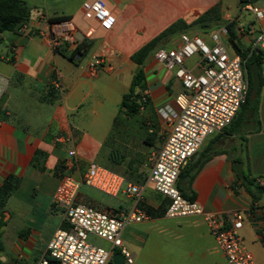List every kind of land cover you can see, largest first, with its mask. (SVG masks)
Listing matches in <instances>:
<instances>
[{
    "label": "crops",
    "instance_id": "obj_1",
    "mask_svg": "<svg viewBox=\"0 0 264 264\" xmlns=\"http://www.w3.org/2000/svg\"><path fill=\"white\" fill-rule=\"evenodd\" d=\"M23 1L30 8L27 23L16 33H0V74L7 79L0 97V186L8 176L15 179L0 207V264H40L43 258L47 264H58L47 256L46 247L53 232L66 227L54 193L68 151L75 153L68 173L76 180L93 162L126 182L138 183L143 177L144 183L169 130L157 109L173 106L181 90L172 71L149 56L158 48L174 46L181 33L198 34L210 42L209 33L231 21L239 44L248 47L264 20L242 18L239 0L237 4L233 0H101L115 17L114 25L105 30L93 18H84L81 5L72 0ZM215 5L219 7V25L202 30L190 24ZM60 17L76 27L77 44L83 40L87 45L73 60L67 55L77 45L63 48L62 54L53 50L41 33L46 22ZM178 19L190 25L169 36L143 64L146 89L142 94L147 102L133 115L119 110L121 97L139 66L131 54ZM224 42L229 53L234 52L227 35ZM97 54L104 55L105 62L96 75H89L87 62ZM197 58L186 59L184 66L198 72L194 67ZM54 79L58 89L51 83ZM257 114L258 129L248 127L245 141L239 140L238 134L222 131L205 139L198 151L208 147L215 153L194 173L186 192L204 212L221 216L243 213L239 235L255 264H264V224L259 222L264 210L263 90ZM105 146L115 157L109 153L106 160L97 158ZM234 161L242 163V172L261 180L263 189L256 198L237 180ZM93 190L81 184L76 200L104 211L126 210L134 203L124 194L103 198ZM166 202L149 182L145 184L138 205L148 210L150 217L121 231L123 244L131 251L130 264H136L135 257H139L137 264H226L202 217H165ZM90 237L91 243L109 247L107 241Z\"/></svg>",
    "mask_w": 264,
    "mask_h": 264
},
{
    "label": "built area",
    "instance_id": "obj_2",
    "mask_svg": "<svg viewBox=\"0 0 264 264\" xmlns=\"http://www.w3.org/2000/svg\"><path fill=\"white\" fill-rule=\"evenodd\" d=\"M239 2L257 21L264 20V10L252 0ZM81 10L84 18H93L102 29L108 30L115 23V17L101 0H85ZM41 33L53 50L74 48L78 42L76 27L68 19L46 22ZM226 35L225 26L209 33L210 42L198 34L181 33L174 46L153 52V59L172 71L181 90L175 95L173 106L166 104L157 109L169 130L163 145L154 154L144 183L126 182L121 175L93 162L88 164L81 179L76 180L68 173L75 153L68 151V158L63 162L64 173L54 193V202L62 210L66 227L56 229L50 237L46 247L50 259L58 264H107L112 253L119 252L124 256V262L130 264L132 257L123 244L121 231L128 224L150 217L138 205L144 186L149 182L153 190L167 200L165 217L201 216L226 264H255L252 253L239 235L243 213L233 211L221 216L204 212L195 200L183 196L176 186L180 169L207 137L230 124L245 98L248 86L245 59L234 52L229 53L224 42ZM248 47V55L253 51L260 52L264 63V24L252 36ZM195 55L198 58L194 67L199 69L198 72L184 66V61ZM104 62V55L92 56L87 62L88 74L96 75ZM51 83L54 88H59L56 79ZM6 85L7 79L0 74V97ZM256 181L261 183L259 178ZM81 184L108 196L127 195L134 203L129 209L112 212L78 202L76 197ZM259 222L264 224V210H261ZM89 235L107 241L109 247L91 243ZM47 262L43 258L40 264Z\"/></svg>",
    "mask_w": 264,
    "mask_h": 264
},
{
    "label": "trees",
    "instance_id": "obj_3",
    "mask_svg": "<svg viewBox=\"0 0 264 264\" xmlns=\"http://www.w3.org/2000/svg\"><path fill=\"white\" fill-rule=\"evenodd\" d=\"M30 15V8L26 5L23 0H0V33L5 31L18 32L21 26L25 25L28 21ZM63 18H59L61 20ZM219 20V7L215 5L205 12L200 14L192 23L198 26L202 30H208L220 24L217 22ZM19 24L17 28L15 25ZM183 20L178 19L168 25L164 30L158 33L156 36L151 38L145 44L140 46L135 50L130 58L131 60L139 65V69L133 74L129 88L125 92L120 100L119 110H123L128 115H133L138 112V110L145 105L147 102V97L142 94L146 89L144 81V71L143 64L145 63L147 57L156 49L160 44L165 42L169 36H172L181 29L188 27ZM227 30V42L232 48V50L238 54L244 61V67L247 72L248 86L245 94V98L241 103L237 113L231 120L230 124L226 126L222 132L229 135L238 134L239 140L245 141V130L253 128L257 130L259 126L257 105L258 99L261 91H264V73L261 72V65L263 64L261 60V53L253 51L248 55L249 47H242L236 37L234 31V22L224 23ZM86 43L81 40L77 46L71 50L67 57L73 60L77 53H82L85 50ZM64 54L65 49L57 50ZM256 61L259 66V87L253 98H249L248 93L251 87V80L248 73V66L251 62ZM215 152L210 153L209 148L205 147L200 151H197L187 163L180 169L176 186L180 190L183 196L192 199V195H188L186 192V186L189 184L194 173L212 156ZM240 160L239 157L236 158ZM244 178L242 180L238 179L239 183L243 186L246 192L252 197L256 198L258 196V190L263 189L261 183L256 181V178L250 176L248 172L243 171ZM143 182V177L138 181L139 184ZM15 186V179L8 176L2 185L0 186V207L3 205L7 196L10 194ZM251 208H254L253 206ZM118 209H112L109 211L116 212ZM147 214L151 215L148 210H145ZM164 212V211H163ZM0 249H2L0 245Z\"/></svg>",
    "mask_w": 264,
    "mask_h": 264
},
{
    "label": "water",
    "instance_id": "obj_4",
    "mask_svg": "<svg viewBox=\"0 0 264 264\" xmlns=\"http://www.w3.org/2000/svg\"><path fill=\"white\" fill-rule=\"evenodd\" d=\"M19 24L15 25V28H17ZM77 39L80 38L77 36ZM79 56V54L76 56V58ZM149 58H152V55L149 56ZM139 69V66H136L134 73ZM248 73L251 80V87L248 93L249 98H253L258 90L259 87V66L256 61H253L248 66ZM233 169L237 176L240 179L244 178L243 172H242V163L240 161H234L233 162ZM262 189H259L258 192H261ZM107 264H124V256L119 252L112 253L109 261Z\"/></svg>",
    "mask_w": 264,
    "mask_h": 264
},
{
    "label": "rangeland",
    "instance_id": "obj_5",
    "mask_svg": "<svg viewBox=\"0 0 264 264\" xmlns=\"http://www.w3.org/2000/svg\"><path fill=\"white\" fill-rule=\"evenodd\" d=\"M73 2H74V5H76L77 3H79L80 5L82 4V1L83 0H72ZM234 1V3H238V0H233ZM254 5H257V6H260L261 8H263L264 9V0H256V3H253ZM242 18H244L245 20H251V19H253V20H255L256 21V19L254 18V16L252 15V13L250 12V11H248V10H244V12L242 13ZM5 33H7V32H5ZM257 33V32H256ZM256 33L254 34V35H256ZM261 72L262 73H264V67H263V65H261ZM111 155H110V154ZM110 155L112 158L113 157H115V152H110V150L107 148V146H105L104 147V149H103V151L101 152V154H99L98 155V159H100V160H106V156L107 155ZM151 184V183H150ZM94 191V194H96V195H98V196H100V197H103V198H106V197H109L108 195H106V194H104V193H102V192H100V191H98V190H93ZM90 204H92V205H94L93 203H90ZM135 224V223H134ZM130 225H133V224H130ZM88 240L90 241V242H93V239H91V237L90 238H88ZM95 243V242H94ZM97 244V243H96ZM97 245H99V244H97ZM102 246V245H101ZM128 248V247H127ZM129 250V249H128ZM129 252L131 253V251L129 250ZM135 263L137 264V263H139V257H135ZM124 264H127V263H124Z\"/></svg>",
    "mask_w": 264,
    "mask_h": 264
}]
</instances>
